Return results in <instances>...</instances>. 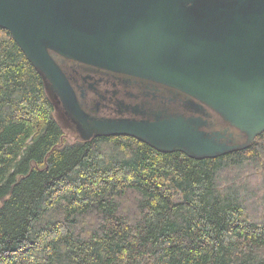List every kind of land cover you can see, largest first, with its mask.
I'll return each mask as SVG.
<instances>
[{"label":"trees","instance_id":"16d2710c","mask_svg":"<svg viewBox=\"0 0 264 264\" xmlns=\"http://www.w3.org/2000/svg\"><path fill=\"white\" fill-rule=\"evenodd\" d=\"M54 110L0 27V264H264V131L196 159Z\"/></svg>","mask_w":264,"mask_h":264},{"label":"water","instance_id":"95a60500","mask_svg":"<svg viewBox=\"0 0 264 264\" xmlns=\"http://www.w3.org/2000/svg\"><path fill=\"white\" fill-rule=\"evenodd\" d=\"M0 27L80 140L202 159L264 131V0H0ZM85 66L106 72L110 116L83 102Z\"/></svg>","mask_w":264,"mask_h":264},{"label":"flooded vegetation","instance_id":"af4514ba","mask_svg":"<svg viewBox=\"0 0 264 264\" xmlns=\"http://www.w3.org/2000/svg\"><path fill=\"white\" fill-rule=\"evenodd\" d=\"M69 64H73L71 61L68 62ZM75 67L77 65H74ZM86 67V66H85ZM85 72H92L93 77H88L87 79L83 80L80 75H78V83L82 84L83 89H85L83 102L86 105L90 106L93 111H95L98 115H108L110 116L112 112H114V108L110 106L109 102V94L111 89H109L108 85L104 84V79L106 72L102 70H98L95 68L86 67ZM59 117L64 120V123L67 124V128L70 132H73L72 123L67 119L65 115L58 111ZM70 123H68V121Z\"/></svg>","mask_w":264,"mask_h":264},{"label":"rangeland","instance_id":"374dc122","mask_svg":"<svg viewBox=\"0 0 264 264\" xmlns=\"http://www.w3.org/2000/svg\"><path fill=\"white\" fill-rule=\"evenodd\" d=\"M64 125H67V124H65V123L62 124V127H63ZM63 128L67 131V135H66V136H67L68 139H71V140H72V139H74V138H77V137L75 136V134H74V133H71L70 130H69L67 127L64 126Z\"/></svg>","mask_w":264,"mask_h":264}]
</instances>
